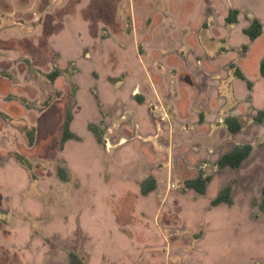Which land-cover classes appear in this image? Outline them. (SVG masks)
I'll return each instance as SVG.
<instances>
[{
    "label": "rangeland",
    "instance_id": "obj_1",
    "mask_svg": "<svg viewBox=\"0 0 264 264\" xmlns=\"http://www.w3.org/2000/svg\"><path fill=\"white\" fill-rule=\"evenodd\" d=\"M255 18L264 0H0V70L36 108V129L0 130L16 148L0 152V264H264ZM200 174L204 194L187 186ZM229 183L233 204L213 206Z\"/></svg>",
    "mask_w": 264,
    "mask_h": 264
},
{
    "label": "trees",
    "instance_id": "obj_2",
    "mask_svg": "<svg viewBox=\"0 0 264 264\" xmlns=\"http://www.w3.org/2000/svg\"><path fill=\"white\" fill-rule=\"evenodd\" d=\"M238 10L232 9L230 10L226 21L228 24H234L238 20ZM264 31L263 24L259 19H253L250 25L244 29V34L248 35L251 40H256L260 36H262ZM261 73L264 76V60L261 63ZM60 72H53L50 74V77L52 80L59 77ZM236 75L241 78L245 79L242 72L238 69L236 70ZM248 87L251 88V84L248 83ZM258 121L264 120V110H260L258 112L257 116ZM225 124L227 125L228 130L236 134L241 131L242 129V123L241 121L234 117L230 116L225 120ZM67 129L64 132V139L67 140L71 137H75L72 132L69 131V123H66ZM30 144H33V139H29ZM253 151V146L251 144H244V145H237L230 149L229 151L225 152L217 161L218 168L224 169L227 167H230L232 169H237L242 166V164L251 156ZM212 177L211 176H204L203 174H200L196 179L189 180L187 182V186L189 188L195 189L201 194L206 193L208 184L211 182ZM155 187V181L151 179L150 186L147 188H144V194H148L153 188ZM232 183H229L224 189L220 191L218 196L212 201L213 206L220 205L222 203L227 204H233V198H232ZM263 197H264V189H263ZM264 207V206H263ZM72 264H84L83 261H81L76 255H71Z\"/></svg>",
    "mask_w": 264,
    "mask_h": 264
},
{
    "label": "crops",
    "instance_id": "obj_3",
    "mask_svg": "<svg viewBox=\"0 0 264 264\" xmlns=\"http://www.w3.org/2000/svg\"><path fill=\"white\" fill-rule=\"evenodd\" d=\"M263 28H264V24H263ZM2 59H4V58H2ZM62 75L63 74L61 72L59 77L54 79L55 87L57 86V83L62 78ZM16 83L13 80H10L8 78V76H6L5 73L0 70V130L5 129L6 120H9V119L13 120L12 124H14V126H16V125H18V120H21V118L28 117V116H31L32 126L34 129H36V108L31 107V109H28L30 106H29V103L25 99V94H21L20 92L15 90L17 85H19L18 83L17 84ZM137 93L138 92L134 91L133 95L137 96ZM35 97H36V91H35ZM1 104L4 105L3 108L1 107ZM224 125L227 127L226 124H224ZM14 126H13V128H14ZM15 131L19 132V130L17 128ZM11 133H13V132H10V134H8V136H2L3 133L0 132V152L2 151V149L5 148V146H9L10 148H12L9 150V152L16 149L14 146V142H13V140H15V139H13V137L11 136ZM35 134L36 133L34 131L29 132L30 138L33 139V146H34L35 141H36ZM19 148L24 149V146L21 145ZM228 168H230V167L221 169V171H226Z\"/></svg>",
    "mask_w": 264,
    "mask_h": 264
},
{
    "label": "water",
    "instance_id": "obj_4",
    "mask_svg": "<svg viewBox=\"0 0 264 264\" xmlns=\"http://www.w3.org/2000/svg\"><path fill=\"white\" fill-rule=\"evenodd\" d=\"M186 82H188V83L191 82L190 79H189V77L186 78Z\"/></svg>",
    "mask_w": 264,
    "mask_h": 264
}]
</instances>
